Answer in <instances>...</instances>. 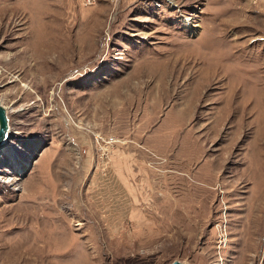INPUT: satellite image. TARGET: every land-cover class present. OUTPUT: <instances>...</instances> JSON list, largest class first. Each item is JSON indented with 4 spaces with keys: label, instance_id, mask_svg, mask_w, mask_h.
I'll list each match as a JSON object with an SVG mask.
<instances>
[{
    "label": "rangeland",
    "instance_id": "1",
    "mask_svg": "<svg viewBox=\"0 0 264 264\" xmlns=\"http://www.w3.org/2000/svg\"><path fill=\"white\" fill-rule=\"evenodd\" d=\"M0 102V264H264V0H0Z\"/></svg>",
    "mask_w": 264,
    "mask_h": 264
},
{
    "label": "water",
    "instance_id": "2",
    "mask_svg": "<svg viewBox=\"0 0 264 264\" xmlns=\"http://www.w3.org/2000/svg\"><path fill=\"white\" fill-rule=\"evenodd\" d=\"M8 107L0 102V151L8 142L9 138ZM164 264H190L186 260L172 258Z\"/></svg>",
    "mask_w": 264,
    "mask_h": 264
},
{
    "label": "built area",
    "instance_id": "3",
    "mask_svg": "<svg viewBox=\"0 0 264 264\" xmlns=\"http://www.w3.org/2000/svg\"><path fill=\"white\" fill-rule=\"evenodd\" d=\"M104 141L109 143L113 141V137L104 138Z\"/></svg>",
    "mask_w": 264,
    "mask_h": 264
},
{
    "label": "bare ground",
    "instance_id": "4",
    "mask_svg": "<svg viewBox=\"0 0 264 264\" xmlns=\"http://www.w3.org/2000/svg\"><path fill=\"white\" fill-rule=\"evenodd\" d=\"M4 147L2 148V151H3Z\"/></svg>",
    "mask_w": 264,
    "mask_h": 264
}]
</instances>
